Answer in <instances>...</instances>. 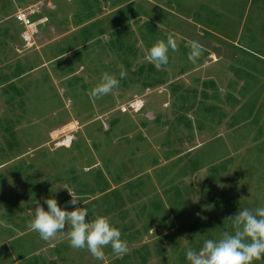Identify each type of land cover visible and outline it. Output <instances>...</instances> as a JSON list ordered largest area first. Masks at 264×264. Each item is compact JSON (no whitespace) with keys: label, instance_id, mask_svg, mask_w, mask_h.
Here are the masks:
<instances>
[{"label":"rangeland","instance_id":"obj_1","mask_svg":"<svg viewBox=\"0 0 264 264\" xmlns=\"http://www.w3.org/2000/svg\"><path fill=\"white\" fill-rule=\"evenodd\" d=\"M28 9L45 20L30 47L15 21ZM169 33L179 50L157 68L148 50ZM121 65L120 86L93 98ZM68 191L88 222L121 231L126 254L74 249L70 224L50 241L28 228L37 202L74 210ZM259 207L264 0H0V264H189L187 249Z\"/></svg>","mask_w":264,"mask_h":264},{"label":"clouds","instance_id":"obj_2","mask_svg":"<svg viewBox=\"0 0 264 264\" xmlns=\"http://www.w3.org/2000/svg\"><path fill=\"white\" fill-rule=\"evenodd\" d=\"M170 50H179L172 33L168 34L166 42L158 40L148 50V58L155 67L161 68L168 64ZM203 51L199 42L192 41L188 60L195 65ZM120 69L119 78L108 72L102 74L101 82L91 90L93 98L106 96L120 86V81L127 77L123 65ZM68 193L71 196L68 204L74 206V210H62L54 198L44 200L47 211L37 202L34 218L28 228L38 233L42 240L50 241L70 224L68 235L70 246L74 249H87L93 258L101 261L105 258L106 247H111L114 254H126L128 245L126 240L121 239V231L104 216H97L94 221L88 222V210L75 207L80 200L73 193ZM227 220L232 222L231 232L224 231L219 240H206L199 251L192 248L186 250L189 264H254L255 261L264 260V207L255 211L245 208Z\"/></svg>","mask_w":264,"mask_h":264},{"label":"built area","instance_id":"obj_3","mask_svg":"<svg viewBox=\"0 0 264 264\" xmlns=\"http://www.w3.org/2000/svg\"><path fill=\"white\" fill-rule=\"evenodd\" d=\"M34 16H35V11L32 9L18 12L15 15V21L24 28V33L22 35V38L24 39L25 44L28 47H30L32 44L31 42L32 36L37 33V26L43 24V22L45 21V20L44 21L40 20L37 22H33L32 19Z\"/></svg>","mask_w":264,"mask_h":264},{"label":"trees","instance_id":"obj_4","mask_svg":"<svg viewBox=\"0 0 264 264\" xmlns=\"http://www.w3.org/2000/svg\"><path fill=\"white\" fill-rule=\"evenodd\" d=\"M233 70V72H234V76L235 77H237V78H242L243 76H245V77H247V78H250L251 77V75H250V73H248V71H245V70H243V69H240V68H234V69H232ZM247 78H245V79H247ZM234 82V81H233ZM237 81H235V83H236ZM242 87H245V89L242 91L243 92V94H244V97L246 98V96L247 95H249V93H247L248 91H249V88H248V86H245V85H242ZM251 97V101H250V108H249V111H251V112H253V109H254V105H253V103H254V98H255V95H254V93L250 96ZM252 100H253V102H252ZM255 104V103H254ZM225 164V163H224ZM192 166V171H197L199 168L197 167V164L196 165H191ZM224 167V166H223ZM211 172H217V169H216V167H212V169H211ZM228 223V222H227ZM229 224V223H228ZM137 252H139V251H137ZM140 257V262H138L137 264H145V258L141 255V256H139Z\"/></svg>","mask_w":264,"mask_h":264},{"label":"crops","instance_id":"obj_5","mask_svg":"<svg viewBox=\"0 0 264 264\" xmlns=\"http://www.w3.org/2000/svg\"><path fill=\"white\" fill-rule=\"evenodd\" d=\"M26 233V232H25Z\"/></svg>","mask_w":264,"mask_h":264}]
</instances>
